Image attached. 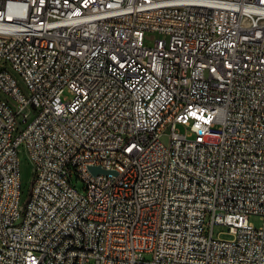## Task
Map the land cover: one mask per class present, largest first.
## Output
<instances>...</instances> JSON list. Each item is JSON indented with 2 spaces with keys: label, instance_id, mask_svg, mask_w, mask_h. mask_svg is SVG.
Returning <instances> with one entry per match:
<instances>
[{
  "label": "built area",
  "instance_id": "2783aa9c",
  "mask_svg": "<svg viewBox=\"0 0 264 264\" xmlns=\"http://www.w3.org/2000/svg\"><path fill=\"white\" fill-rule=\"evenodd\" d=\"M0 264H264V0H0Z\"/></svg>",
  "mask_w": 264,
  "mask_h": 264
},
{
  "label": "rangeland",
  "instance_id": "374dc122",
  "mask_svg": "<svg viewBox=\"0 0 264 264\" xmlns=\"http://www.w3.org/2000/svg\"><path fill=\"white\" fill-rule=\"evenodd\" d=\"M157 37H159V33L157 32H148L146 35V39L148 43H152ZM19 79V77H18ZM21 82V80L19 79ZM28 111V110H27ZM34 112L32 111L31 117H33ZM30 117V119H31ZM24 126V125H23ZM178 129L180 132L185 133V127L183 125H178ZM19 154H20V159H21V178H22V193H21V206L24 207L29 195L30 191L32 188L33 184V179H34V165L30 159L29 153L26 149L25 146H21L19 149ZM73 185L78 189V190H83L84 189V184L83 182L74 177L72 181ZM250 222L255 226V227H260L262 225V219L259 215H252L250 217ZM227 227L225 226H217L214 229L215 235H217L220 232H223L221 234L222 238L229 239L232 236L226 233ZM147 258H150L147 256Z\"/></svg>",
  "mask_w": 264,
  "mask_h": 264
},
{
  "label": "water",
  "instance_id": "95a60500",
  "mask_svg": "<svg viewBox=\"0 0 264 264\" xmlns=\"http://www.w3.org/2000/svg\"><path fill=\"white\" fill-rule=\"evenodd\" d=\"M91 170H93L94 172H96V171L99 170V168L91 167Z\"/></svg>",
  "mask_w": 264,
  "mask_h": 264
}]
</instances>
